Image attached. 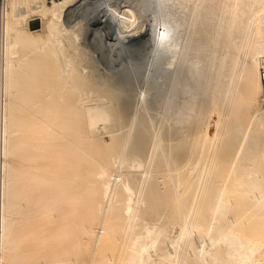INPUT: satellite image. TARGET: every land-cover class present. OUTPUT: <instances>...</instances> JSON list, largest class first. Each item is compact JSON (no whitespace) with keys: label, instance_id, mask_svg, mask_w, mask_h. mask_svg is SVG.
<instances>
[{"label":"bare ground","instance_id":"6f19581e","mask_svg":"<svg viewBox=\"0 0 264 264\" xmlns=\"http://www.w3.org/2000/svg\"><path fill=\"white\" fill-rule=\"evenodd\" d=\"M263 57L264 0H0V264H264Z\"/></svg>","mask_w":264,"mask_h":264},{"label":"built area","instance_id":"2783aa9c","mask_svg":"<svg viewBox=\"0 0 264 264\" xmlns=\"http://www.w3.org/2000/svg\"><path fill=\"white\" fill-rule=\"evenodd\" d=\"M259 77H260L261 87L263 91V100H264V57L261 59Z\"/></svg>","mask_w":264,"mask_h":264},{"label":"rangeland","instance_id":"374dc122","mask_svg":"<svg viewBox=\"0 0 264 264\" xmlns=\"http://www.w3.org/2000/svg\"><path fill=\"white\" fill-rule=\"evenodd\" d=\"M37 21H38V20H36V19H35V20H31V21H30V26H31V27L36 26V24H34V23L37 22ZM106 137H107V136H106Z\"/></svg>","mask_w":264,"mask_h":264},{"label":"water","instance_id":"95a60500","mask_svg":"<svg viewBox=\"0 0 264 264\" xmlns=\"http://www.w3.org/2000/svg\"><path fill=\"white\" fill-rule=\"evenodd\" d=\"M34 24H36V25H37V22H35Z\"/></svg>","mask_w":264,"mask_h":264}]
</instances>
